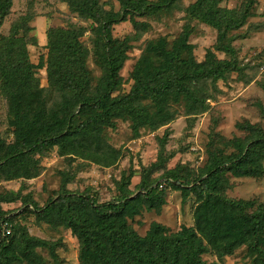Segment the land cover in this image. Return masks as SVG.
I'll list each match as a JSON object with an SVG mask.
<instances>
[{
  "label": "trees",
  "instance_id": "obj_1",
  "mask_svg": "<svg viewBox=\"0 0 264 264\" xmlns=\"http://www.w3.org/2000/svg\"><path fill=\"white\" fill-rule=\"evenodd\" d=\"M62 1L71 14L91 22L102 76L94 86L81 29L75 25L50 27L45 34L48 87H41L36 77L40 65L31 61L29 53V45L37 43L30 37L32 14L19 18L9 34L2 35L14 0H0V90L8 100L14 133L11 143L0 137V177L6 180L14 179L17 171L33 163L38 154L55 147L68 159L78 156L110 167L121 153L103 137L106 128H116L118 120L130 122L136 136L142 129L157 131L174 121L179 108L191 119L206 112L209 83L216 89L218 82L249 67L264 74V50L239 59L234 45L239 39L236 32L254 17L257 0H243L239 9L221 7L222 0H196L185 9L186 15L190 21L217 31L214 50L209 48L205 59L197 61L189 25L171 44L164 38L151 40L132 72L135 84L131 91L117 94L130 37H115L114 27L130 21L135 35L141 37L148 24L137 18L170 13L183 0H119L118 12L105 10L101 0ZM216 52L226 57L219 59ZM51 90L54 93L49 98ZM258 108L264 116V106L259 104ZM236 126L245 133L244 138L226 139L216 131L211 133L207 161L201 169L178 165L153 181L152 174L164 169L167 162L160 161L166 134L160 141L161 159L143 170L138 191L130 189V173L117 183V197L109 202L99 203L88 191H71L67 182L43 207L20 192L1 193L0 264H47L39 250L51 251L57 245L32 236L25 226L14 222L15 215L3 209L2 204L18 200H22L24 212L34 215L38 222L72 231L80 245V264H208L203 260L206 254L223 259L243 247L252 264H264V203L232 198L227 193L231 178L264 177V128L250 123ZM167 187L180 191L185 198H196L194 225L171 233L154 222L141 236L129 221L140 216L145 207L160 212Z\"/></svg>",
  "mask_w": 264,
  "mask_h": 264
},
{
  "label": "rangeland",
  "instance_id": "obj_2",
  "mask_svg": "<svg viewBox=\"0 0 264 264\" xmlns=\"http://www.w3.org/2000/svg\"><path fill=\"white\" fill-rule=\"evenodd\" d=\"M196 0H183L182 4L167 14L157 17L137 18L138 21L148 24V29L141 37L136 36L134 26L130 21L122 22L113 29V35L124 39L130 37V51L123 69L121 70L122 84L118 89L120 95L127 94L135 84L132 72L140 59L145 45L159 38L172 43L179 37L186 25L192 29L190 43L194 45L197 61L205 59L209 48L214 50L217 41V31L213 28L190 21L185 9ZM243 0H222L220 6L239 9ZM105 10H120L119 0H101ZM254 17L248 24L236 33L239 39L234 42L238 50L239 59L247 55L264 50V0H257L253 9ZM32 14L33 21L30 37H35L37 43L29 45L30 59L35 65H40L36 77L43 88L48 87L46 57V31L50 27L69 28L75 25L83 34L81 42L88 51L85 57L86 65L93 77L96 86L102 76L99 59L95 54L94 36L90 30V21L71 14L66 3L62 0H14L11 14L6 18L1 29L2 35H8L12 24L19 18ZM32 40H30L31 42ZM170 47V46H169ZM219 59L226 56L216 52ZM43 65V66H42ZM206 101L209 108L206 112L193 117L187 116L182 108L174 121L157 131L142 129L136 136L130 122L118 120L116 128H106L103 140L121 153V157L110 167H103L92 160L72 156L68 159L62 156L58 148L38 154L33 163L20 168L16 177L6 180L0 177V194L7 192H20L22 197H31L39 206L43 207L49 199L55 198L64 182L67 188L74 192L88 191L95 196L99 203L109 202L117 197V183L123 176L133 173L130 189L133 193L138 191L143 170L159 162L161 159V140L168 134L163 150V159L167 161L164 169L152 174V180H159L165 171L174 169L178 165L190 167L197 171L204 167L207 161V144L211 133L216 131L226 139L245 137V133L237 128L238 123L257 124L264 128V116L258 105L264 106V74L257 69L249 67L242 74H231L227 81L218 82L216 89L208 84ZM53 90L49 98L53 96ZM10 112L8 100L0 90V137L11 143L14 139L13 128L9 122ZM165 203L160 212L157 209L149 210L147 207L140 216L129 221L132 228L144 236L152 223L157 222L169 229L171 233L180 231L182 226L194 225V210L197 205L196 198L189 195L187 198L180 191L170 187L164 188ZM228 196L237 199H257L264 203V177L231 178V189ZM3 209L14 216V222L25 226L32 236L56 243L50 251L41 249L47 264H80L78 239L70 229L63 226L53 228L44 222H38L32 214L24 212L22 200L14 203L2 204ZM52 252V253H51ZM55 253V254H53ZM203 260L217 264H252L248 258L246 248L243 247L231 256L220 259L209 253Z\"/></svg>",
  "mask_w": 264,
  "mask_h": 264
},
{
  "label": "built area",
  "instance_id": "obj_3",
  "mask_svg": "<svg viewBox=\"0 0 264 264\" xmlns=\"http://www.w3.org/2000/svg\"><path fill=\"white\" fill-rule=\"evenodd\" d=\"M263 61H264V55H263ZM261 70L264 71V64H263ZM161 187H162V186H161Z\"/></svg>",
  "mask_w": 264,
  "mask_h": 264
}]
</instances>
